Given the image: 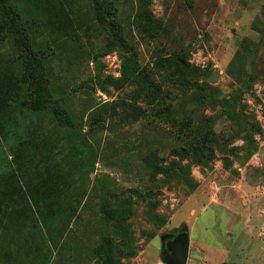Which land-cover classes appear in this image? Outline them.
Returning <instances> with one entry per match:
<instances>
[{
	"label": "rangeland",
	"instance_id": "374dc122",
	"mask_svg": "<svg viewBox=\"0 0 264 264\" xmlns=\"http://www.w3.org/2000/svg\"><path fill=\"white\" fill-rule=\"evenodd\" d=\"M7 1L17 21L0 16V264H106V240L120 264H170L165 244L182 230L202 253L187 264H264V0H152L161 31L145 40L137 0H105V25L90 0ZM111 23L123 43L104 54ZM124 43L162 91V112L135 123ZM157 56L184 67L158 71ZM25 63L42 66L51 107L29 109ZM104 103L116 110L94 127Z\"/></svg>",
	"mask_w": 264,
	"mask_h": 264
},
{
	"label": "trees",
	"instance_id": "16d2710c",
	"mask_svg": "<svg viewBox=\"0 0 264 264\" xmlns=\"http://www.w3.org/2000/svg\"><path fill=\"white\" fill-rule=\"evenodd\" d=\"M90 1L92 3L97 22L101 25H105V13L108 10L106 6L110 5V3H105V0ZM151 2L152 0H137V11L134 17V26L138 34H140L141 38L144 40L147 37H152L156 34H159L161 31V25L156 22L152 16ZM0 16L2 17V26H7V20L10 22L9 26H7L9 29H11V26L16 24V14L9 6L7 0H0ZM109 29L110 36L107 39L106 50L104 51V54L114 50L116 46L123 43V40L120 36V24L111 23L109 25ZM15 31H17L16 33L19 34V30ZM124 46L126 49H128L129 53L128 55H125L123 59L122 78L120 82H122V84L126 82H134L137 84L130 94V101L126 102L124 105L126 108L124 110L126 111L128 121L130 123H135L147 115V109L149 108L153 109V115L156 113V109L159 110L158 112H162V91L160 85L153 80V70L140 67L137 61V54L132 51V46L128 43H124ZM170 66H176L179 69L184 67V65L182 66L180 62L174 59L163 58L161 56H157L154 62V68L158 71L166 69ZM24 68V74L22 75L24 77L23 81L29 85L30 90V93L28 94L25 101L28 104L29 109L32 111H38L42 110L43 108L51 107L49 105V97L44 83L45 78L43 77L42 66L36 63H25ZM112 109L116 110L115 103H104L96 109H93L88 115V123L93 124L94 127L99 126L101 122H105L106 115L109 114L110 110ZM52 110L57 114V120L60 123L65 125L69 124L71 128L75 127L71 119H68V117H63L56 107L52 108ZM64 140L66 141V146H70L72 149L83 153L81 152L83 146L82 143L79 142V136L77 133H67ZM206 141H209L207 135H205L204 138V142ZM183 149L182 152H185ZM200 151L206 153L205 148L200 149ZM188 152H190L192 155H195L197 150L190 148ZM145 160L148 162L147 159ZM145 169L150 177L154 179L155 175L157 174L156 170L158 169V166L152 162H148L145 164ZM76 202L77 201L75 199L68 208L61 207L60 209H57V216L61 218H65V216L70 217L73 214L74 205ZM47 228L49 231L50 228L55 229V226L52 223H48ZM52 239L55 242L56 236H53ZM131 250L132 249L130 247V252ZM102 253L105 256L106 264H120L116 260L110 241L106 240V242L103 243L102 251L98 252L99 256H101Z\"/></svg>",
	"mask_w": 264,
	"mask_h": 264
},
{
	"label": "water",
	"instance_id": "95a60500",
	"mask_svg": "<svg viewBox=\"0 0 264 264\" xmlns=\"http://www.w3.org/2000/svg\"><path fill=\"white\" fill-rule=\"evenodd\" d=\"M164 248L170 264H187L189 260H197L196 256H202L195 247H190L187 231H182L173 240L168 241Z\"/></svg>",
	"mask_w": 264,
	"mask_h": 264
},
{
	"label": "flooded vegetation",
	"instance_id": "af4514ba",
	"mask_svg": "<svg viewBox=\"0 0 264 264\" xmlns=\"http://www.w3.org/2000/svg\"><path fill=\"white\" fill-rule=\"evenodd\" d=\"M182 231H184V230H182ZM182 231H181V232H182Z\"/></svg>",
	"mask_w": 264,
	"mask_h": 264
}]
</instances>
